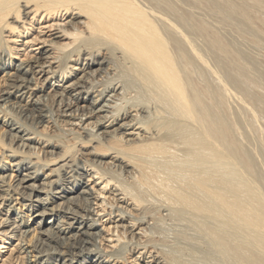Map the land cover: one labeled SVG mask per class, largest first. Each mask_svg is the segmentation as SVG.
<instances>
[{
    "label": "bare ground",
    "instance_id": "6f19581e",
    "mask_svg": "<svg viewBox=\"0 0 264 264\" xmlns=\"http://www.w3.org/2000/svg\"><path fill=\"white\" fill-rule=\"evenodd\" d=\"M195 9L264 49V0H0L2 264H264V169L226 101L263 121L264 64Z\"/></svg>",
    "mask_w": 264,
    "mask_h": 264
},
{
    "label": "rangeland",
    "instance_id": "374dc122",
    "mask_svg": "<svg viewBox=\"0 0 264 264\" xmlns=\"http://www.w3.org/2000/svg\"><path fill=\"white\" fill-rule=\"evenodd\" d=\"M195 10H197L198 11V9H195ZM197 11L195 12L194 11V13H196V15L197 16H201L202 18H206L205 19V21H207V19H209V21H207L210 25H211V23L214 25V27L215 26H217L218 28L219 27H221L222 25L219 23V22H217L216 23V19H215V22L213 21V17L212 16H210V17H208V15L205 17V15H206V13H204L202 10L201 11H198L199 13L200 12H202V13H197ZM203 15V16H202ZM199 16V17H200ZM212 19V20H211ZM213 21V22H212ZM220 24V25H219ZM33 25V27H31V26H29V27H31V28H28L29 30V32L28 33H26V34H24V35H22V37H20V38H18L19 40H18V42L16 43V44H12L11 43V45H13V47H15V48H17L18 49V52H19V54L17 55V56H15V62L16 63H18V61L19 60H24V59H26V55L27 54H33L32 52H35V53H37L38 52V50H37V48L38 47H41V44L39 45V46H36L37 44H36V42H34L33 41V39H35L36 37L37 38H39V37H42L43 35H44V32H46L47 30H43V33L42 34H40L39 32H41L40 31V27L42 26V24H32ZM213 27V26H212ZM217 27H215V28H217ZM217 28V29H218ZM222 29V30H221ZM221 29H218L221 33H223V36L224 37H226L225 39H227V41L228 42H230L231 44H232V42H233V44L232 45H234L235 46V48L236 49H239V51L241 52V53H243L246 57H248V59H249V61L247 62L248 64H250L251 62L253 63L254 61H256V60H259L257 63H259V65H260V63L263 65L264 63H263V61L264 60H262V59H264V49L262 48V49H260L259 48V50H257L258 49V47H253L254 45L252 44V43H250V44H252V45H250L249 44V41H246V40H241L240 39V37L238 38V36L236 37L235 36V34L233 33V31L232 30H229V29H226V27H224V28H222L221 27ZM226 29V30H225ZM230 31V32H229ZM231 31H232V34H231ZM249 32V31H248ZM251 32V31H250ZM252 34V33H251ZM254 35V34H253ZM6 36H8L7 38H11L10 40H14V39H16V35H12V36H10V34H8V33H6ZM236 39V40H235ZM33 41V42H32ZM242 41V42H241ZM40 42V41H39ZM197 42L199 43H197V46H199L200 47V45H201V43H202V45H204L203 44V42L202 41H198L197 40ZM246 42V43H245ZM253 47V48H252ZM247 49V50H246ZM258 54V55H257ZM263 54V55H262ZM249 56L250 57H253L254 56V58L256 59V60H254L253 61V59L252 58H249ZM209 57V58H208ZM207 57V61H208V63H209V59H210V62L211 63H209V65L211 64L212 65V63H216V62H213L214 60H211V58L210 57H212V56H208ZM213 58V57H212ZM259 58V59H258ZM214 59V58H213ZM256 62H254L253 64L254 65H252V66H250V69H253V71L254 72H256V70H257V66L255 67V65L257 64ZM210 65V67H212V69H213V67L215 68L214 70H216V68H217V70H218V66H217V64L215 65L214 64V66H211ZM258 65V64H257ZM261 65V66H262ZM217 66V67H216ZM254 66V67H253ZM261 66H258V67H261ZM0 81L2 80V74H0ZM228 83V84H227ZM226 85H227V87H229L228 89H229V92H228V96L226 95V101L228 102H226L227 103V105H229V107H230V113H231V111L233 110V112H232V114L231 115H233L234 116V114H235V116H234V120H236V119H238L237 121H239L240 120V118H242V122H241V124H244L245 126H247L248 127V125H251L252 124V128L251 129H249L251 126H249L248 128H247V130H246V128H244L245 126H241V124H240V122H238V126H239V131L241 132L240 133V135H241V139H242V135H243V138H246V140L245 139H243L242 141H244V142H246V143H244V142H242L243 143V147L245 148V151H247L248 152V154L250 155H255V157H256V160H255V158H254V160H255V163L256 162H261V164L260 165H258L257 163V167L259 166V167H261V169H264L262 166L264 165L263 163H264V157H263V155L262 154H264V152H263V150H264V146H263V144H264V135H262V133H261V131L263 132V134H264V120L263 121H260V120H262L261 119V117L259 116V118H260V120L259 119H253L255 122L254 123H256V124H253V122L251 121L252 120V118H251V116H249L250 114H244L246 111H244V110H242L244 107H242V109L240 108V104H239V102L237 103L235 100H238L237 98L238 97H240L239 95H241V94H239L238 95V93H240L239 92V90H238V93L236 94V95H238V97L237 96H235V95H233L234 93H236L237 92V90L234 88V84L232 83V82H228V81H226ZM2 87V84H1V82H0V88ZM236 91H234V90ZM232 91H234V93L232 92ZM232 93V94H231ZM235 97V98H234ZM241 98H242V95H241ZM241 106H242V104H241ZM246 109V108H245ZM242 111H244L243 112V117H244V120H243V117L240 115L241 113H242ZM236 115H237V117H236ZM232 116V117H233ZM240 116V118H238ZM249 116V117H248ZM235 117H236V119H235ZM247 117V119H245ZM258 118V117H257ZM245 121L247 122L248 121V123L246 124L245 123ZM249 121H250V123H249ZM258 124V125H257ZM253 125H254V128L256 127H258L257 128V130L256 131H258V129H261V131L259 130V132H260V134H259V132H258V135H260L259 136V138H257V136L258 135H256L257 134V132H255V133H253L255 130H253ZM241 127V128H240ZM255 128V129H256ZM50 130V129H49ZM253 130V131H252ZM248 133H247V132ZM250 132H252L253 134H250ZM249 135H252V136H249ZM253 135H256V137L254 136V138H253ZM263 137V138H262ZM254 139H255V141H254ZM258 139V140H257ZM260 141V142H259ZM259 142V143H258ZM263 142V143H262ZM261 143H262V145H261ZM261 148V149H260ZM254 149V150H253ZM257 152V153H256ZM252 153H254V154H252ZM256 153V154H255ZM252 156V157H253ZM261 156V157H260ZM257 157H258V159H257ZM263 157V158H262ZM261 160V161H260ZM236 167V168H235ZM233 166V165H231V164H226V170H227V173L228 174H233V173H238L239 171H237L238 169H239V167L238 166ZM238 168V169H237ZM257 170H259V168L257 169ZM256 170V171H257ZM261 171V170H260ZM264 171V170H263ZM263 171H261L260 173H261V175L257 172V175L260 177V178H262V172ZM92 172H89V174H91ZM264 173V172H263ZM244 176L245 175H243V179L245 180V182H244V180H242L243 182V185H244V187H249L250 188V186H247V185H249V183H250V181H251V175H248V176H245V178H244ZM242 177V176H241ZM248 177V178H247ZM253 177V181H251V182H254L255 181V178H257V177H255V176H252ZM250 178V179H249ZM242 179V178H241ZM258 179V178H257ZM247 180V181H246ZM250 180V181H249ZM262 180H264V174H263V179ZM249 181V182H248ZM103 181L102 180H99L98 182H97V184L98 185H96L95 186V189L97 190V189H99V190H101V192H103L104 194H100L99 196L98 195H96L99 199H97V201L95 202V203H97V205H95L94 207L95 208H100L101 206H105L108 202H111V200L110 199H108V197H109V193H108V190H109V188L110 187H108L107 189H104V184L102 183ZM248 182V183H247ZM255 182H257V181H255ZM263 184H264V182H262ZM262 183H260V185L262 184ZM245 184H247L246 186H245ZM259 184V183H258ZM262 184V185H263ZM262 188H264V186H259V189L260 190H253V192L251 193L250 192V196L251 197H254V195H255V197H256V195L258 194H264V189H262ZM248 189V188H247ZM248 196L249 195H246V197H245V199L246 198H248ZM103 201H104V205H101V203H103ZM100 205V207H98ZM104 213L105 212H100L99 214H101L102 216L104 215ZM108 219V217H105L104 218V221L102 222V224L104 223V225H102V226H100L99 227V230H101V232H102V236L105 238V239H107V240H109L110 239V237H112V231H110V232H108V228L111 226V229H112V227H113V225H110V224H108V222L106 221ZM1 231V230H0ZM111 241L112 240H117V237L116 236H113L111 239H110ZM12 240H8V239H6L5 237H2V239H0V264H2V262H3V260H5L8 256H9V254L11 253V250H12ZM13 244H16V242H14ZM102 244H104V247L105 246H107V245H115L116 243L114 242V243H111V242H108V241H103L102 242Z\"/></svg>",
    "mask_w": 264,
    "mask_h": 264
}]
</instances>
